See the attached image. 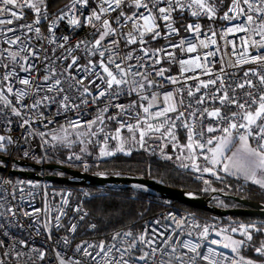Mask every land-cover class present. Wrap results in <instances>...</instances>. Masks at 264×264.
Returning a JSON list of instances; mask_svg holds the SVG:
<instances>
[{
	"label": "snow or ice",
	"instance_id": "snow-or-ice-1",
	"mask_svg": "<svg viewBox=\"0 0 264 264\" xmlns=\"http://www.w3.org/2000/svg\"><path fill=\"white\" fill-rule=\"evenodd\" d=\"M158 41L165 43L153 46ZM85 109L95 116L84 119ZM61 116L67 126L49 128ZM37 137L39 155L31 146ZM49 146L78 147L55 162L80 161L86 171L90 148L100 159L158 148L171 160V147L191 162L184 168L217 179L235 169L264 189V0H65L62 7L0 0V170L9 166L10 149L36 164L51 162ZM38 188L39 181L0 176V264L45 260L46 251L11 231L37 224L48 239L65 233L53 249L56 264H256L245 248L264 264V239L254 242L264 237V223L216 230L171 213L175 228L117 231L72 247L86 213L77 206L78 215L69 216L66 192L54 214L52 206L34 207L26 189ZM106 197L101 189L94 198ZM213 232L222 239H210Z\"/></svg>",
	"mask_w": 264,
	"mask_h": 264
},
{
	"label": "trees",
	"instance_id": "trees-1",
	"mask_svg": "<svg viewBox=\"0 0 264 264\" xmlns=\"http://www.w3.org/2000/svg\"><path fill=\"white\" fill-rule=\"evenodd\" d=\"M56 2L62 7L65 0H56ZM180 138L185 139V137L181 135ZM153 147H155V143H153ZM57 149L60 151V155L53 156L51 163H56L55 161L57 160H64L70 150L66 147H58ZM165 151L172 155L173 158L171 160L165 159L158 148L155 154L151 151L144 152L141 150L139 152H134L132 156L117 154L114 157L99 159L92 154L91 156H86L84 159L89 166L87 171L90 173L143 176L157 180L171 187L191 191L201 196H209L211 193L219 191L232 193L252 201L264 203V195L260 192V188L230 176H220L221 179H217L216 176L201 175L191 168L182 167L178 163L179 159L176 158L175 151H173L171 147ZM61 165H68L73 168L85 170L82 166H79L80 164L76 165L67 162ZM0 174H3V172H0ZM11 176L16 177L13 175ZM205 181H208V183H205ZM239 183H243L248 189L244 192L238 191L237 187ZM54 185L60 187H76V185ZM91 189L95 194L101 189L107 193L105 199L94 198V195L86 201V206L89 209V217L86 223L95 222L97 224L96 231L92 233V236L100 240L108 238L116 230L132 229L133 231H139L147 220L165 210L189 212L202 220L209 219L219 221L227 228L238 226L239 224L264 223V219L247 216H218L209 211L191 207L179 201L160 197L144 188H131L126 186L104 188L91 186ZM213 189H215V191H213ZM214 202L224 208L241 206L230 199H216ZM221 202L226 203V205L221 204ZM259 239H264V237H260L259 234H256L254 242L259 243ZM242 253L254 261L260 262L258 255L251 249L245 248Z\"/></svg>",
	"mask_w": 264,
	"mask_h": 264
},
{
	"label": "built area",
	"instance_id": "built-area-1",
	"mask_svg": "<svg viewBox=\"0 0 264 264\" xmlns=\"http://www.w3.org/2000/svg\"><path fill=\"white\" fill-rule=\"evenodd\" d=\"M221 23H223V22H221ZM184 35L190 36V34H184ZM164 43H165L164 41L154 42L153 46L159 47ZM168 66L169 65H167V64L165 65V67H168ZM171 68H172V75H176L178 72V67L176 65H171ZM168 87L171 88L172 86L169 85ZM122 102L127 103V99L122 98ZM85 112H86V115L84 116V119H88V118L95 116L94 112L88 111L87 109H85ZM67 116L69 119L74 118V114L71 112H69L67 114ZM49 118H51V117H49ZM57 119H58L59 123H57L55 125H50L49 128H55V127L62 125V124L67 125V121H66L65 117L61 116V117H57ZM40 127L43 128V125H40ZM196 127L199 128V125L197 124ZM43 130L48 131L47 128H44ZM13 134L16 135L18 133L16 131H14ZM178 135H179V137H180V135L184 136L186 139V131L184 129H181L179 131ZM209 135H212V134H209ZM215 135H219V133H217ZM40 143H41V141H40L39 137H37L35 140H33L31 142L32 149L38 155L42 153V149L39 146ZM16 147H19V146H16ZM10 151H12L11 158L21 159L19 151H13L12 149H10ZM72 151H78V150L70 149L68 151L67 155H69ZM49 153H50L51 157L55 156V155L56 156L60 155V151L58 149H51L50 146H49ZM95 154H97V152ZM6 156H8V155H6ZM22 160H26L28 162L35 163L33 160H28V159H22ZM84 162L86 163L85 159H84ZM200 162L203 164L205 163L202 159ZM47 163H50V162H47ZM69 163L76 164V165L81 164L80 161H71ZM84 171H86V170H84ZM217 171H218V169H217ZM0 176H5V177H8L12 180L22 179L25 181H27V180L39 181V183L41 184V188L26 189V192L31 191L33 193L32 204L34 207L39 208V209H44V208H48L49 206H52L51 211L53 214L55 213L56 207H58L59 203H60L59 193L60 192L70 193L71 194L70 204L65 206V208L68 209V211H69V216L75 217L78 215L77 213L72 211V209L76 208L77 206H80L83 209V212L80 214L86 213L83 221L78 222L77 220H73V222L79 223V227H78V231L76 233V239H75L72 247H75V244L79 243L82 240H88L90 242L91 241H100V239L92 236V233H94L96 231L97 224L95 222L86 223V221L89 217V209L86 206V201L90 197L95 195V193L91 189L90 185H76V187H72V186L60 187V186H55L53 183L46 181V180H37V179L27 178L24 176L12 177L11 174H9L8 172L0 174ZM247 189H248V187H246L243 183H239V185L237 187V190L240 192H244ZM260 192L264 195V189L260 188ZM45 193H47V195H45ZM53 193H56L55 198H53V195H52ZM25 199L27 200L28 197L26 196ZM169 213L174 215L177 219L185 218L188 226H192V225L198 223L201 225H213V226H215L216 230H219L221 228H227L224 225H222L219 221L209 220V219H203L202 220V219H199L196 215L189 213V212H182V211H177V210H165V211L158 213L155 217L147 220L145 222V224L143 225L141 230L134 231V232L139 233V232L143 231L145 228H149V229L158 228L161 230H163V228L166 226H171V228H175L174 222L168 218ZM65 219H67V218H65ZM157 220L160 221V224L155 223V221H157ZM28 222L29 221H25V223H28ZM91 225H95L96 227L93 229L90 227ZM36 228H40V225L37 224L35 226V228H32V229L25 228L23 230H19V229L13 228V229H11V231H14L16 233L14 239L26 240L29 244L30 249L31 248H38V249H42L48 253V255L46 256L44 261L37 260L36 264H56V260L53 256V249L59 250V247L57 246V239L59 237L64 236V234H65L64 231H62V230L58 231V232L53 231L52 238L48 239L47 234L44 232V230L42 228L40 229L39 234L37 233ZM184 230L187 231V230H189V228L186 227ZM117 231H127V230H116L113 233H115ZM195 234H196V231L194 230V235ZM209 238L210 239H222V237H216L214 232L210 235ZM61 247H62V245H61ZM213 247H216V246H213ZM218 250L224 252L225 254H230L229 249L219 248ZM68 254H71V249H69ZM245 257L251 259L250 257H247V256H245ZM256 264H260V262H256Z\"/></svg>",
	"mask_w": 264,
	"mask_h": 264
},
{
	"label": "water",
	"instance_id": "water-1",
	"mask_svg": "<svg viewBox=\"0 0 264 264\" xmlns=\"http://www.w3.org/2000/svg\"><path fill=\"white\" fill-rule=\"evenodd\" d=\"M4 159L9 162V166L0 172H8L13 176H24L27 178L46 180L53 184L64 185H90L97 187H114L126 186L136 188L141 185L154 194L169 199L182 202L191 207L209 211L218 216H247L258 219H264V203L252 201L232 193H224L215 191L209 196L197 195L191 191H186L165 185L157 180L146 178L143 176L129 175H105L100 176L96 173L80 170L68 165L56 163L36 164L26 160L11 158L4 156ZM19 165V168H13L12 163ZM56 172H63L60 176ZM216 199H230L240 204V207L224 208L217 205Z\"/></svg>",
	"mask_w": 264,
	"mask_h": 264
},
{
	"label": "rangeland",
	"instance_id": "rangeland-1",
	"mask_svg": "<svg viewBox=\"0 0 264 264\" xmlns=\"http://www.w3.org/2000/svg\"><path fill=\"white\" fill-rule=\"evenodd\" d=\"M62 125H64V124H62ZM65 127L67 126V125H64ZM60 127H61V125H59V126H57V127H55L54 129L55 130H59L60 129ZM180 138V137H179ZM180 142L183 144V143H186L187 141H186V139H181L180 138ZM67 148V147H66ZM68 150H69V148H67ZM72 149H76V150H78V147H76V148H72ZM91 152H92V154L94 155V157H96V158H98V156H96L97 154H95L96 153V151H93L91 148L89 149ZM175 155H176V157H180V159L178 160V163L182 166V164H190V161H188L186 158H185V156L184 155H182L181 154V152L179 151V150H176L175 151ZM53 157V156H52ZM109 158V157H108ZM100 159V158H99ZM201 163V162H200ZM201 165L203 166L204 164L203 163H201ZM198 173H200L201 175H204V176H213V175H211L210 173H204V172H198ZM221 204H224V205H226V203H224V202H221ZM230 235H232V236H234L235 238H239V236L236 234V233H229Z\"/></svg>",
	"mask_w": 264,
	"mask_h": 264
},
{
	"label": "crops",
	"instance_id": "crops-1",
	"mask_svg": "<svg viewBox=\"0 0 264 264\" xmlns=\"http://www.w3.org/2000/svg\"><path fill=\"white\" fill-rule=\"evenodd\" d=\"M230 154L231 153H228V155H230ZM232 173L233 174H226V173H223V172H219V176H230V177H233V178H236V179H240V180H242V181H244V182H246V183H248V184H250V185H252L254 187L260 188L259 185L253 184L250 180H246L244 178V176L241 173L236 172L235 169H232Z\"/></svg>",
	"mask_w": 264,
	"mask_h": 264
},
{
	"label": "flooded vegetation",
	"instance_id": "flooded-vegetation-1",
	"mask_svg": "<svg viewBox=\"0 0 264 264\" xmlns=\"http://www.w3.org/2000/svg\"><path fill=\"white\" fill-rule=\"evenodd\" d=\"M58 173V172H57Z\"/></svg>",
	"mask_w": 264,
	"mask_h": 264
}]
</instances>
